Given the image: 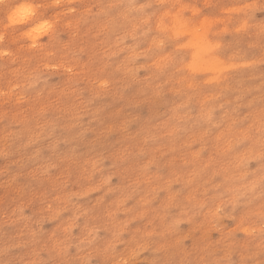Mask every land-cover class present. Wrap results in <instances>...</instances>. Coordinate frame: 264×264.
Instances as JSON below:
<instances>
[{
	"label": "rangeland",
	"instance_id": "1",
	"mask_svg": "<svg viewBox=\"0 0 264 264\" xmlns=\"http://www.w3.org/2000/svg\"><path fill=\"white\" fill-rule=\"evenodd\" d=\"M0 264H264V0H0Z\"/></svg>",
	"mask_w": 264,
	"mask_h": 264
},
{
	"label": "bare ground",
	"instance_id": "2",
	"mask_svg": "<svg viewBox=\"0 0 264 264\" xmlns=\"http://www.w3.org/2000/svg\"><path fill=\"white\" fill-rule=\"evenodd\" d=\"M21 4V3H20ZM14 8V7H13ZM22 12H23V14H22V16H23V19L22 20H20L19 19V21L20 22H22V21H25V20H29V19H31L32 17H33V15L31 14V11H29V9H27V7H23V8H21L20 9ZM2 11V10H1ZM12 13V12H11ZM18 14V12H14V15L15 14ZM12 15H13V13H12ZM38 15V14H37ZM22 16H20V17H22ZM195 18V17H194ZM12 20H13V22H16V20L14 19V18H12ZM44 20V19H43ZM45 20H47V19H45ZM49 20V19H48ZM199 20V19H198ZM203 23V22H202ZM201 23V24H202ZM21 24V23H20ZM34 24V23H33ZM30 26V25H29ZM27 28H28V26H27ZM26 29V28H25ZM204 30V31H203ZM202 31L203 32H206L205 31V29H203ZM207 30V29H206ZM21 31H23V30H21ZM25 31V30H24ZM186 31H187V29L185 30H181V31H176V33L177 34H184V35H186ZM189 31H190V29H189ZM210 31V30H209ZM196 32V33H195ZM190 31V35L189 36H191V38H190V40H189V44H190V47L191 48H193L195 51H193L195 54V62L194 63H192V64H194V65H190V66H193L192 68L193 69H195V67H197L198 68V65H195V64H197V62H202V61H206V64H205V67L206 66H209L210 68H211V66L214 68V69H217L218 70V67L220 68L221 66H219L220 64H218L217 63V61H215L214 59H209V57H207L206 55L209 53V51L211 50V47H210V45H209V42H207V36H206V38H205V34L204 33H199V32H197V31ZM28 33V32H27ZM26 33V34H27ZM188 34V33H187ZM200 34V35H199ZM183 35V36H184ZM207 35V34H206ZM171 36V35H170ZM28 37V36H27ZM215 37V36H214ZM186 38V37H185ZM218 40V39H217ZM32 42V41H31ZM38 42V41H37ZM188 42V41H187ZM236 42V41H235ZM228 43V42H227ZM231 43V42H230ZM233 43V42H232ZM238 43V42H237ZM40 44V43H39ZM175 44H176V42H175ZM178 44H180V43H178ZM177 45V44H176ZM229 45V44H228ZM231 45V44H230ZM188 46V45H187ZM214 46V45H213ZM212 46V47H213ZM225 46V45H224ZM178 47V46H177ZM236 47V46H235ZM186 49V48H185ZM190 49V48H189ZM221 50V49H220ZM219 52V51H218ZM183 53V52H182ZM223 56V55H222ZM206 57H207V59L208 60H206ZM230 59V58H229ZM214 60V61H213ZM244 64V63H243ZM218 65V66H217ZM225 66H227L228 67V65H225ZM182 69V68H181ZM223 69V68H222ZM220 70V69H219ZM218 70V71H219ZM199 72V71H198ZM202 72V71H201ZM216 72V71H215ZM200 82V81H199ZM202 82V81H201Z\"/></svg>",
	"mask_w": 264,
	"mask_h": 264
}]
</instances>
